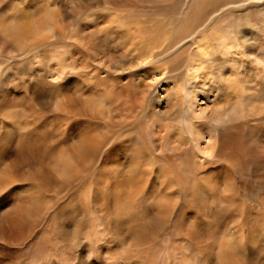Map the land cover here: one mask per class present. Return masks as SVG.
I'll return each mask as SVG.
<instances>
[{
    "label": "bare ground",
    "instance_id": "1",
    "mask_svg": "<svg viewBox=\"0 0 264 264\" xmlns=\"http://www.w3.org/2000/svg\"><path fill=\"white\" fill-rule=\"evenodd\" d=\"M18 1L0 5V264L86 223L136 264L156 247L164 264H264L247 201L264 208V0Z\"/></svg>",
    "mask_w": 264,
    "mask_h": 264
},
{
    "label": "rangeland",
    "instance_id": "2",
    "mask_svg": "<svg viewBox=\"0 0 264 264\" xmlns=\"http://www.w3.org/2000/svg\"><path fill=\"white\" fill-rule=\"evenodd\" d=\"M19 4L28 6L29 2L21 0ZM30 63H33V59ZM18 73L19 70L10 71L11 77L18 83L14 86L22 87L24 86L23 80ZM262 115L263 119L259 126L264 129V114ZM243 117L247 118V115L243 114ZM257 172L255 168L250 167L245 173V177L252 181L253 184V181H258ZM260 181L261 179L256 185ZM247 201L250 204H254L260 211L264 210L256 196H248ZM60 233L61 231L59 232L57 226L47 227L45 231L39 234L35 241L36 245L30 246L20 253L19 264H136L132 263L136 259H129L127 254L120 251L119 248L118 250L116 248L110 251L107 243L110 242L112 244L114 238L111 237L101 223H86L83 230L78 233L75 245L69 247L66 245L68 238L60 235ZM47 241L48 243L45 244ZM104 251L107 253L106 258L103 257ZM151 253L152 255H149V257L155 258V264H164V251L161 247H156ZM139 264H149V262H141Z\"/></svg>",
    "mask_w": 264,
    "mask_h": 264
},
{
    "label": "snow or ice",
    "instance_id": "3",
    "mask_svg": "<svg viewBox=\"0 0 264 264\" xmlns=\"http://www.w3.org/2000/svg\"><path fill=\"white\" fill-rule=\"evenodd\" d=\"M26 23H28L30 25V27H31V30H32L31 34H32V37H33L34 40H41V39L44 38L46 33H44L41 30V26L43 24L42 20H39V19L30 20V21H26ZM3 50H4L3 46H0V52H2ZM147 67H148V65H142V66H140L138 68L130 69V72L137 71V70H140V69H143V68H147ZM163 79H164L163 77L156 76L155 79L151 78V79L147 80L146 82L148 84L158 85ZM17 184H19V183L14 184L12 187H14ZM10 189H8L7 191H4V192H0V197L4 196Z\"/></svg>",
    "mask_w": 264,
    "mask_h": 264
},
{
    "label": "clouds",
    "instance_id": "4",
    "mask_svg": "<svg viewBox=\"0 0 264 264\" xmlns=\"http://www.w3.org/2000/svg\"><path fill=\"white\" fill-rule=\"evenodd\" d=\"M6 2V0H0V5H3ZM12 23V21H9L7 25L4 26V30L7 29V27Z\"/></svg>",
    "mask_w": 264,
    "mask_h": 264
}]
</instances>
